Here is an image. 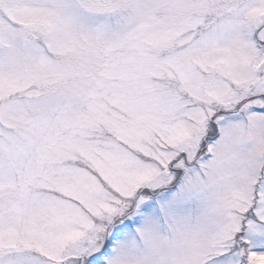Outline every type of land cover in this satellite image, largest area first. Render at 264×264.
<instances>
[{"label": "snow or ice", "instance_id": "6c2138e0", "mask_svg": "<svg viewBox=\"0 0 264 264\" xmlns=\"http://www.w3.org/2000/svg\"><path fill=\"white\" fill-rule=\"evenodd\" d=\"M0 264H264V0H0Z\"/></svg>", "mask_w": 264, "mask_h": 264}]
</instances>
